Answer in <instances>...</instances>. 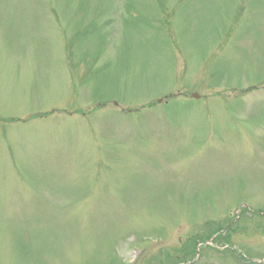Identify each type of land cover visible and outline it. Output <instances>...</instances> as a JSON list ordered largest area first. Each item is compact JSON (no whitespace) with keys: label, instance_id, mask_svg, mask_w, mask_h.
<instances>
[{"label":"rangeland","instance_id":"obj_1","mask_svg":"<svg viewBox=\"0 0 264 264\" xmlns=\"http://www.w3.org/2000/svg\"><path fill=\"white\" fill-rule=\"evenodd\" d=\"M186 245L264 264V0H0V264Z\"/></svg>","mask_w":264,"mask_h":264}]
</instances>
